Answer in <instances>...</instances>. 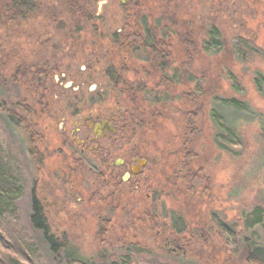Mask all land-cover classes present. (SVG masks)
<instances>
[{
  "label": "rangeland",
  "instance_id": "1",
  "mask_svg": "<svg viewBox=\"0 0 264 264\" xmlns=\"http://www.w3.org/2000/svg\"><path fill=\"white\" fill-rule=\"evenodd\" d=\"M4 1L0 0V9ZM122 1L125 5L121 4V0H102L95 5L93 11L105 18L103 28H122L125 17L134 10V2L139 3L142 11L152 17L162 10L167 11L178 33L183 32V23H193L191 29L195 33L192 39L196 47L192 50V57L187 59L186 49L180 45L181 39L178 38L179 46L173 48L172 56L173 60L178 61L176 66L180 65L182 69L189 66L199 80L190 87L185 83L172 87L171 94L179 97L168 103L170 109H166L163 117L154 118L137 132L134 142L139 143L138 150L149 155L150 160L154 159V163L141 177L127 181L123 180L126 170H122V185L117 187V182L111 179L113 168L106 171L94 156L74 154L69 142H66V138L70 137L71 141L78 143L80 139L75 134V127L87 116L88 109L97 114L120 109L117 106L120 100L115 94L106 95L103 101L96 104L87 102L91 92L107 93V79L102 74L105 65L101 63L104 50L99 47L94 50L95 47L91 45L94 42L92 23L89 26L81 25V31L76 30L72 20L67 17L65 0H36L43 13L28 21L13 23L1 18L0 76L8 81V86L6 91H1L0 105H17L28 94L24 86L18 88L13 85L10 81L12 75L32 64L40 66L51 60L60 64L66 81H74L71 90L78 91L80 86L86 96L80 108L75 110L81 112L80 116L56 119L47 114L44 117L41 127L45 129L46 139L39 148L45 159L38 169L30 161L27 189L17 204L21 221L42 250V264H54V256L43 245L41 233L33 232L30 226L35 189L43 200L53 232L59 237L66 236L71 250L83 260L95 264L106 262L111 256L118 255L122 247L138 244L150 254H170V257L176 256L186 264H241L224 248L225 242L217 229V220L237 224L240 228L242 217L253 206L264 205V141L260 137L258 123L248 124L250 121L242 117V122L246 121V124H242L236 132L238 144L221 138L234 151H220L212 140L214 131L210 115L218 102L212 103L211 98L201 97V94L203 86L206 92L212 88L221 97L235 96L246 102L249 106V112L245 113L248 118L258 113L264 114V96L254 83L256 72L264 75V59L257 56L241 63L228 54H205L200 47L204 32L199 28L215 23L221 27L228 41L242 34L264 50V0ZM96 23V26L101 25L100 22ZM57 43L61 50L55 52L52 47ZM43 44L47 46L43 47ZM44 50L47 51L46 55L43 54ZM86 66L99 68L100 74L95 75L89 70L91 76L87 77L88 73H84ZM228 71L236 76L239 84L236 91ZM153 82L157 84L159 79ZM192 88L197 91L195 97L188 99L184 96L180 99ZM54 96H48L50 107L54 105L52 100L58 99ZM61 103H57L58 108ZM197 110L195 125L189 129L187 113ZM231 110L227 112L231 114ZM217 112L222 116L220 109ZM0 118V129L9 134L11 131L5 122L7 117L0 114ZM11 130L15 136L14 149L17 153L20 150L26 152L23 129L11 127ZM4 142L8 146V140ZM187 153L194 156L191 159L192 170H203V181L193 194L188 191L194 190L193 183L176 180L177 174L182 172ZM119 157L116 162L121 159ZM137 185L140 186L138 191ZM174 210L184 215L189 223L186 233L181 236L185 242L180 241L179 237L176 239L169 229L172 224L171 211ZM147 212L154 213L165 226L151 229L152 224L145 216ZM108 221L110 231L104 234L101 224ZM248 235L264 246V232L261 229L257 228ZM167 239L179 240L185 251L173 253L174 248L167 245Z\"/></svg>",
  "mask_w": 264,
  "mask_h": 264
},
{
  "label": "trees",
  "instance_id": "2",
  "mask_svg": "<svg viewBox=\"0 0 264 264\" xmlns=\"http://www.w3.org/2000/svg\"><path fill=\"white\" fill-rule=\"evenodd\" d=\"M65 1L67 17L72 20L75 29L81 31V25L89 26L92 23L91 34L94 37V42L91 45L95 47L94 50H97L98 47L100 50H104L101 54V63L105 65L103 73L107 79V93L105 91H100L98 94L91 92L87 102L96 104L103 101L106 95L115 94L121 103H117V106L120 107L119 114L123 119L121 123L125 125L123 135L128 138V142H134L137 132L143 130L144 125H149L154 118L163 117L166 109H170L168 103L179 97L171 94L172 87L180 85L179 83H185L190 87V84L199 80V77L193 75L189 70V66H183L185 69H182L180 65L176 66L178 61L173 60L172 56L173 48L179 46L176 39L178 38L181 39L180 45L186 49L187 59L192 57V50L196 47L195 40L192 39L195 33L191 29L193 23L190 21L183 23L181 26L183 32L178 33V30L173 26V18L167 11L162 10L159 12V16L152 17L142 11L139 3L134 2V10L128 14L127 18L125 17L122 28H103L104 16H97L96 11H93L95 5L102 0ZM40 9L41 6L36 0H6L0 9V21H2L1 18L13 23L28 21L35 15L41 16L43 12ZM46 13L48 14V12ZM74 18L77 20L75 23ZM96 22H100L101 25L96 26ZM199 30L204 32L200 47L205 54L210 56L228 54L241 63L257 56L264 59V50L247 36L238 34L232 41H228L221 27L215 23L203 29L199 28ZM46 46L43 44V47ZM52 48L55 52L61 50L58 43ZM46 53L47 51L44 50L43 54L46 55ZM44 63L41 68H38L37 64H32L12 75L10 81L13 85L18 88L24 86L28 90V94L17 105L12 104L10 108L5 103L3 106L0 105V114H5L7 117L5 122L9 130L12 132L11 127L23 129L27 146L26 152L20 150L17 153V150L14 149L15 136L13 132L8 134L0 129V264H42V250L37 246L28 229L24 227L17 204L27 189L30 161L37 169L44 163L45 155L39 148L40 145L45 144L46 139L45 129L41 127L44 117L49 114L51 118L60 119L62 115L70 114L80 108L83 98H86L81 92L82 87L79 86V91H73L71 88H65L64 85L55 82V74H62L58 62H52V67H49V62L45 61ZM228 74L233 79L232 87L236 91L239 87L236 76L231 71H228ZM155 79H159V82L155 83L156 85L153 82ZM254 83L258 92L264 96V75L256 72ZM7 86L8 81L0 76V95L2 90L6 91ZM210 90L206 92L203 86L201 97L211 98L212 103L218 102V106L215 108L213 106L210 115L214 131V134L211 135L212 140L220 151H234L222 140L226 138L230 141L229 143L238 144L239 141L235 139L236 132L242 124H246V121L242 122V117L250 121L248 124L258 123L260 137L264 141L263 113L249 116V119L245 114L249 112L246 102L235 96L232 98L221 97L217 91L212 88ZM196 93L197 91L192 88L190 92L182 94L180 99H183L184 96L192 99ZM51 95L58 98L52 100L53 107H50L51 104L48 102V96ZM59 102L62 103L58 108L57 103ZM218 109L222 116L218 114ZM228 109H232L231 114L227 112ZM177 111L180 110L177 109ZM75 113H80V111ZM197 113L198 110L195 113H187L189 129H193ZM6 139L8 146L4 142ZM241 141L243 143V139ZM66 142H69L74 154H79L81 157L88 154L97 159L101 157L97 150L88 149L84 153L83 149L78 148L76 141H71L70 138H66ZM193 157V153L186 154L182 172L177 174L178 177L176 176V180H185L194 184V190H188L192 194L195 193L198 184L203 181V170L193 171L191 168ZM115 172V170L111 171V179L116 181L117 187H119L122 185V180L121 177L114 176ZM40 176L43 177L42 172ZM37 192L35 189L29 222L33 232L41 233L43 245L54 256V264H95L78 258L71 250L68 238L66 236L59 237L53 232L45 205ZM145 216L152 224L151 229L165 226L154 213L147 212ZM171 222L169 229L172 235L176 239L179 237L180 241H184L185 238L181 236L186 233L189 225L185 216L179 211H171ZM109 224V221L102 222L101 231L104 234L110 231ZM238 227L237 224L217 220V229L225 242L226 251H229L231 257L241 264H264V246L248 235L257 228L264 232V205L253 206L250 212L242 217V224L240 228ZM171 237L173 238V236ZM121 249L118 255H113L110 260L98 264H186L176 256L172 258L168 254H150L138 244H131Z\"/></svg>",
  "mask_w": 264,
  "mask_h": 264
},
{
  "label": "flooded vegetation",
  "instance_id": "3",
  "mask_svg": "<svg viewBox=\"0 0 264 264\" xmlns=\"http://www.w3.org/2000/svg\"><path fill=\"white\" fill-rule=\"evenodd\" d=\"M51 61H47L50 63L49 67H52ZM41 67L42 65H40L38 68ZM89 70L90 71L92 70L95 75L100 74L99 68L91 69V66L90 67L86 66L84 69V73H88ZM102 74L104 75L103 72ZM89 76H91L90 73H88L87 77ZM65 77H66L65 74L62 73L59 76L58 75L54 76V79L56 83L60 85H64L65 88L66 85L68 84H71L72 86L75 84L74 81L73 82L66 81ZM79 90L80 87L78 91ZM119 111L120 109L117 108L114 111L107 114H97L96 111L88 110L87 111L88 113L85 114L87 116H85L83 121L78 123L75 127L76 130L75 134L77 133V136L80 139L76 144L78 145V148L84 150V153L88 149L91 151L97 150L101 156L100 159L98 160L102 163L103 166H105L106 171L107 170L110 171L112 168H114V170H117L114 176L116 175L121 177L122 170H126L124 175L130 174L129 179L139 178L143 175L144 171L148 168V166L154 163V159L150 160L149 155H146L143 152H141V149L140 151L138 150L139 143L128 142V138L125 135H123L125 125L121 123L123 119L121 118V114H119ZM80 115L81 112L80 113L70 112V114L67 113L66 115H62L61 117L68 116L74 118ZM61 133L63 134L64 132ZM118 156H120L119 158L121 159H119L116 162ZM141 161H145V164L140 168L139 174L134 175L133 167H139V163ZM139 188L140 186L137 185L136 191H138ZM167 245L173 246L174 248L173 253H176L178 251H185L182 243L176 239L174 240L167 239Z\"/></svg>",
  "mask_w": 264,
  "mask_h": 264
},
{
  "label": "water",
  "instance_id": "4",
  "mask_svg": "<svg viewBox=\"0 0 264 264\" xmlns=\"http://www.w3.org/2000/svg\"><path fill=\"white\" fill-rule=\"evenodd\" d=\"M121 4L125 5V2L121 0ZM71 84L66 85V88H70ZM145 164V161H141L139 163V167H133V174L138 175L140 172V168ZM130 178V174H126L123 178L124 181H127Z\"/></svg>",
  "mask_w": 264,
  "mask_h": 264
}]
</instances>
